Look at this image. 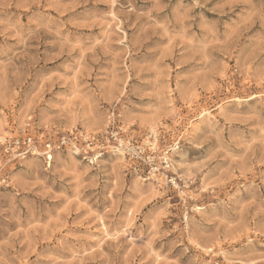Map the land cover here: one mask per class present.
Listing matches in <instances>:
<instances>
[{
    "label": "rangeland",
    "instance_id": "1",
    "mask_svg": "<svg viewBox=\"0 0 264 264\" xmlns=\"http://www.w3.org/2000/svg\"><path fill=\"white\" fill-rule=\"evenodd\" d=\"M112 118L182 187L0 147V264H264V0H0V138Z\"/></svg>",
    "mask_w": 264,
    "mask_h": 264
},
{
    "label": "built area",
    "instance_id": "2",
    "mask_svg": "<svg viewBox=\"0 0 264 264\" xmlns=\"http://www.w3.org/2000/svg\"><path fill=\"white\" fill-rule=\"evenodd\" d=\"M177 145L178 142L165 141L162 130L131 132L115 118L98 131L79 126L69 129L45 127L0 138L3 155L10 162L35 157L50 165L56 154L66 153L96 166L106 156H119L134 166L143 180L179 190L182 182L173 165Z\"/></svg>",
    "mask_w": 264,
    "mask_h": 264
},
{
    "label": "bare ground",
    "instance_id": "3",
    "mask_svg": "<svg viewBox=\"0 0 264 264\" xmlns=\"http://www.w3.org/2000/svg\"><path fill=\"white\" fill-rule=\"evenodd\" d=\"M115 4V3H114ZM114 13V12H113ZM184 154V153H183ZM120 158V157H119Z\"/></svg>",
    "mask_w": 264,
    "mask_h": 264
}]
</instances>
